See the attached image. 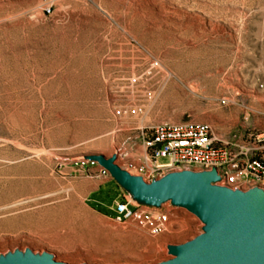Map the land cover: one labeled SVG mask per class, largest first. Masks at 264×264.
I'll return each mask as SVG.
<instances>
[{
  "label": "rangeland",
  "instance_id": "374dc122",
  "mask_svg": "<svg viewBox=\"0 0 264 264\" xmlns=\"http://www.w3.org/2000/svg\"><path fill=\"white\" fill-rule=\"evenodd\" d=\"M182 120L264 128V0H0V254L171 258L200 218L166 203L168 227L152 234L93 210L108 177L85 156L125 167L143 129Z\"/></svg>",
  "mask_w": 264,
  "mask_h": 264
},
{
  "label": "water",
  "instance_id": "95a60500",
  "mask_svg": "<svg viewBox=\"0 0 264 264\" xmlns=\"http://www.w3.org/2000/svg\"><path fill=\"white\" fill-rule=\"evenodd\" d=\"M106 168L131 202L163 210L166 203L184 207L202 221L201 232L183 243L169 244L171 258L152 264H264V187L232 188L211 169L171 170L146 181L116 162L117 153L89 154ZM0 264L70 263L50 251L16 248L0 254Z\"/></svg>",
  "mask_w": 264,
  "mask_h": 264
},
{
  "label": "built area",
  "instance_id": "2783aa9c",
  "mask_svg": "<svg viewBox=\"0 0 264 264\" xmlns=\"http://www.w3.org/2000/svg\"><path fill=\"white\" fill-rule=\"evenodd\" d=\"M159 157L169 160L161 163ZM212 167L223 176L220 184L234 189L264 187V128L228 132L208 121L159 122L143 129L139 160L127 161L124 168L151 181L171 170ZM100 172L112 179L102 165ZM114 213L117 222L135 221L152 234L163 232L169 223L166 211L136 205L126 195L115 201Z\"/></svg>",
  "mask_w": 264,
  "mask_h": 264
},
{
  "label": "crops",
  "instance_id": "0c3cea01",
  "mask_svg": "<svg viewBox=\"0 0 264 264\" xmlns=\"http://www.w3.org/2000/svg\"><path fill=\"white\" fill-rule=\"evenodd\" d=\"M113 180L111 178H107L106 181L100 183L97 187H93L90 189L88 193V197L86 198L87 204L93 210L100 212L108 217L114 216V203L116 200L123 199L125 194L118 190V187L114 185V192L116 193V197L113 201L108 202L104 197L103 186L106 184H111ZM108 213V214H106ZM113 215V216H111Z\"/></svg>",
  "mask_w": 264,
  "mask_h": 264
},
{
  "label": "trees",
  "instance_id": "16d2710c",
  "mask_svg": "<svg viewBox=\"0 0 264 264\" xmlns=\"http://www.w3.org/2000/svg\"><path fill=\"white\" fill-rule=\"evenodd\" d=\"M113 180V179H112ZM118 186V185H117ZM124 198V197H123ZM106 214H108V213H106ZM111 216H113V215H111Z\"/></svg>",
  "mask_w": 264,
  "mask_h": 264
}]
</instances>
